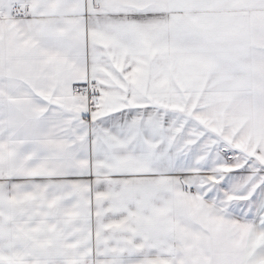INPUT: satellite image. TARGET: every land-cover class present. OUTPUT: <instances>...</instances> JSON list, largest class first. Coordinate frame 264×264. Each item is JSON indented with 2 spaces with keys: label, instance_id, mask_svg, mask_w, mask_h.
<instances>
[{
  "label": "snow or ice",
  "instance_id": "6c2138e0",
  "mask_svg": "<svg viewBox=\"0 0 264 264\" xmlns=\"http://www.w3.org/2000/svg\"><path fill=\"white\" fill-rule=\"evenodd\" d=\"M0 264H264V0H0Z\"/></svg>",
  "mask_w": 264,
  "mask_h": 264
}]
</instances>
